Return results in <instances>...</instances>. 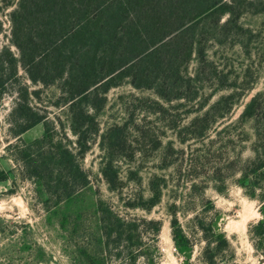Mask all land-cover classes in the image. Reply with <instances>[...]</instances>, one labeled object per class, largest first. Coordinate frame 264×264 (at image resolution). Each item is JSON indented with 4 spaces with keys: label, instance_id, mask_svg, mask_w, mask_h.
I'll use <instances>...</instances> for the list:
<instances>
[{
    "label": "rangeland",
    "instance_id": "1",
    "mask_svg": "<svg viewBox=\"0 0 264 264\" xmlns=\"http://www.w3.org/2000/svg\"><path fill=\"white\" fill-rule=\"evenodd\" d=\"M16 1L0 0V48L18 54L9 18ZM255 1L228 37L207 43V56L225 69L222 80L204 79L188 101L137 88L127 78L103 94V105H79L91 115L78 126L81 142L72 123L78 106L63 99L58 80L35 83L21 64L16 75L0 71V176H6L0 180V264H146L143 257L120 256L126 241L119 246L116 231L108 234L116 224L106 209L130 220L132 235L142 234L154 264H264L253 241L264 204L250 196L247 167L258 118L264 123V0ZM195 66L194 59L190 72ZM231 92H242L231 112L213 121L206 136L189 137L191 118ZM257 92V114L238 121ZM111 158L118 174L113 185L103 173ZM78 164L87 184L77 181ZM155 189L162 194L150 210L125 205L130 196L144 195L147 203ZM174 211L184 233L179 244L172 236ZM150 219L163 222L157 240L154 226L144 221ZM218 234L226 235L230 248Z\"/></svg>",
    "mask_w": 264,
    "mask_h": 264
},
{
    "label": "trees",
    "instance_id": "2",
    "mask_svg": "<svg viewBox=\"0 0 264 264\" xmlns=\"http://www.w3.org/2000/svg\"><path fill=\"white\" fill-rule=\"evenodd\" d=\"M255 2V0H17L9 13V18L11 43L17 48L18 54H15L10 46L0 48V71L7 70L6 74L13 76L18 73V65L21 64L35 83L49 85L58 80L63 99L71 102L72 107L78 106L80 111L72 123L78 141L81 142L85 135L78 126L83 123V118L91 115L84 112L79 105L89 101L96 107L103 105L106 100L103 94L127 78L131 79L137 88L153 89L160 95L166 92L188 101L191 97H196L199 89L206 85L204 79L222 80L220 73L224 74L225 69L220 68L215 58L207 56V43L228 37L232 27L236 26L235 21L239 20L244 11L255 7ZM3 30L4 23L0 19V34ZM194 59L196 66L194 71L190 72L189 66ZM183 73L185 77H182ZM261 95V92H257L251 97L238 121H243L247 117L253 118L257 114ZM241 96L242 92L221 94L202 114L193 116L186 126L189 137L206 136L212 122L230 113ZM209 98L210 96H207L204 101H200V110ZM219 110L224 112L219 113ZM257 116L261 117V113L258 112ZM258 119L259 123L255 125V155L247 161V167L252 173L250 196L258 198L264 204V123ZM40 120L41 118L33 123ZM31 125H27L26 129ZM187 139L189 138L183 140ZM113 162L114 159L111 158L103 168V173L111 185L115 183L118 175L112 168ZM79 167L78 164L75 170L77 181L87 184L88 175ZM5 177L0 176V180ZM76 191L78 187L67 190L66 197ZM153 193L147 203L144 195L140 198L130 196L125 205L150 210L159 202L162 190L155 189ZM106 213L116 224V229L110 228L108 234L116 231L115 242L119 246L126 241L120 256L125 252L124 258L136 262L143 257L146 264H154L153 252L146 246L142 234L137 232V236L132 235L130 220L119 216L114 210L106 209ZM173 215L172 236L179 244L184 233L178 226L177 212L174 211ZM105 220L106 216L103 215L104 228L107 232ZM144 221L154 226L157 240L163 225L162 220ZM254 227V244L261 247L264 252V220L258 221ZM134 230L137 231V228ZM218 236L224 246L231 247L226 235ZM132 248L134 250H130ZM231 254L235 256L233 249Z\"/></svg>",
    "mask_w": 264,
    "mask_h": 264
}]
</instances>
